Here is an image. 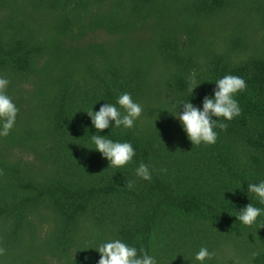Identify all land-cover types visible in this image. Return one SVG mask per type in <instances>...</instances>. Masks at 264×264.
<instances>
[{"label":"trees","instance_id":"trees-1","mask_svg":"<svg viewBox=\"0 0 264 264\" xmlns=\"http://www.w3.org/2000/svg\"><path fill=\"white\" fill-rule=\"evenodd\" d=\"M227 74L246 81L241 113L194 145L170 112ZM0 76L19 109L0 136V264H96L116 238L158 264H199L202 246L204 264H264V213L235 216L264 208L247 191L264 180V0H0ZM124 92L140 118L97 133L86 111ZM96 133L133 162L109 167Z\"/></svg>","mask_w":264,"mask_h":264},{"label":"clouds","instance_id":"clouds-1","mask_svg":"<svg viewBox=\"0 0 264 264\" xmlns=\"http://www.w3.org/2000/svg\"><path fill=\"white\" fill-rule=\"evenodd\" d=\"M194 79V78H193ZM10 81L0 76V136H7L14 128L19 109L12 98L6 93ZM199 85V84H198ZM196 85L195 88L198 86ZM215 88L211 95H205L202 106H197L191 101L180 103L183 111L170 112L180 122L183 131L194 145L215 144L218 138L217 128L223 130L227 125L224 121H231L241 113L236 94L246 89L247 84L243 77L227 74L215 81ZM194 88V89H195ZM194 89H190L193 93ZM119 105V107H117ZM121 108L123 112H121ZM142 106L134 101L131 94L124 92L117 97L116 103L102 104L99 110L86 111L91 126L97 129V133L108 128H132L142 114ZM222 118V119H221ZM114 121V124L112 123ZM92 134L91 143L94 149L108 161L109 167L121 169L133 162L135 149L128 141H118L108 138V135ZM135 176L143 180H151V171L148 165L140 163L134 170ZM127 187L133 186L126 178ZM248 195L251 201L253 196L257 202L264 205V180L259 183H248ZM264 213V208L249 203L235 215L237 220L246 226H251L258 221V217ZM100 254L96 264H158L156 257L150 255L141 247L138 249L121 239H108L98 247H94ZM214 253L207 247H200L195 253L194 260L199 264L211 257ZM89 257H85L84 264H88Z\"/></svg>","mask_w":264,"mask_h":264}]
</instances>
